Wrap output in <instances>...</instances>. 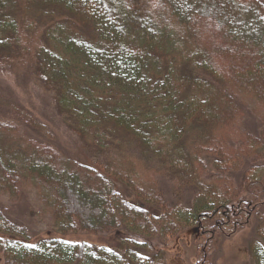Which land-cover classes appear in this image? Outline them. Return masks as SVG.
<instances>
[{"label": "trees", "instance_id": "16d2710c", "mask_svg": "<svg viewBox=\"0 0 264 264\" xmlns=\"http://www.w3.org/2000/svg\"><path fill=\"white\" fill-rule=\"evenodd\" d=\"M5 70L42 82L63 123L107 160L79 163L23 133L49 136L0 90V198L15 204L34 190L60 235L129 228L163 241L200 230L194 264H213L219 235L251 219L264 243V3L0 0ZM244 112L260 124L256 135L241 128ZM150 163L170 175L175 198L191 188L189 207L163 198ZM9 211L0 204L2 264H165L146 256L151 246L141 256L31 242Z\"/></svg>", "mask_w": 264, "mask_h": 264}, {"label": "rangeland", "instance_id": "374dc122", "mask_svg": "<svg viewBox=\"0 0 264 264\" xmlns=\"http://www.w3.org/2000/svg\"><path fill=\"white\" fill-rule=\"evenodd\" d=\"M264 3V0H258ZM0 90L6 94L7 98L15 101L24 111L30 114L37 122L44 125L49 136L42 137L39 133L23 129L32 138L44 141L53 147L58 153L73 161L92 165L102 166L106 163L107 156L101 153L96 147L87 145L78 138L63 123L57 104L52 95L37 79H34L28 72L5 70L0 71ZM250 110V107L248 106ZM241 128L252 135H256L260 129L258 121L248 112H244L241 121ZM25 136V134H23ZM26 137V136H25ZM43 139V140H42ZM205 162H210L209 158ZM155 165V166H154ZM261 172H264V165ZM208 172L211 167L207 164ZM149 169L155 170L154 179L157 189L163 198L170 204L179 203L189 207L192 203L193 195L191 188H185L178 198L174 197V182L170 175L156 170V164L150 163ZM260 172V173H261ZM259 173V174H260ZM263 174V173H262ZM241 176L234 174L235 187L239 185ZM204 181H209V177ZM117 190L124 194L127 199H131L130 191L123 185H116ZM0 204L9 211V218L20 223H25L28 229V236L31 242L41 239H60L71 244L85 243L89 246L103 247L121 251V254L131 255L138 253L145 256L143 249L151 246L152 254L159 253L165 264H194L199 259V249L204 245L205 236H200V230H187L181 233L176 239H148L142 234L135 233L129 228L118 230L117 232L90 235L86 233H73L60 235L56 232L51 222L50 212L44 209L34 190L23 191L19 196L18 203L11 204L6 197L0 198ZM257 222L251 219L240 228L230 231H223L215 244L210 249V259L213 264H264V243L262 244L256 232ZM149 242V243H146ZM146 243V244H145ZM0 264L2 257L0 256Z\"/></svg>", "mask_w": 264, "mask_h": 264}]
</instances>
